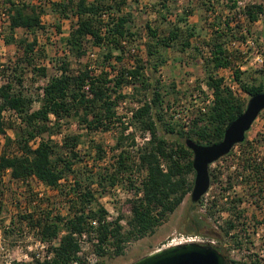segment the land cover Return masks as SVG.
Returning a JSON list of instances; mask_svg holds the SVG:
<instances>
[{
	"label": "trees",
	"instance_id": "obj_1",
	"mask_svg": "<svg viewBox=\"0 0 264 264\" xmlns=\"http://www.w3.org/2000/svg\"><path fill=\"white\" fill-rule=\"evenodd\" d=\"M132 1L135 0L52 2L51 11L62 18L73 16L74 21L65 37L68 53L56 60L57 73L49 75L45 66H37L35 62L42 54L35 32L44 28L42 14L46 7L35 0H8L9 34L4 41L16 44L22 52L12 66L7 64L3 68L10 75L3 76L0 82V134L4 137L0 175L8 173L10 180L26 184L34 178L56 190V197L66 207V213L61 214L55 203L43 206L44 199L40 197L32 209L19 208V221L49 245L42 258L28 252L32 256L30 261L12 260L11 264H90L79 255V239L83 233L94 246L96 257L122 255L126 244L153 233L191 192L193 154L186 147L185 139L202 144L220 141L227 124L246 106V102L232 94L216 76V71L234 64L232 59L236 54L227 50L226 42L238 34L242 25L250 31V27L264 16V0L246 4L240 12L235 11L238 0H225L230 11L226 17H222L221 11L216 16L219 0H187L170 21L167 16L179 0H154L156 19L163 26L146 23L145 40L134 29ZM195 6L201 9L199 19H203V25L189 20ZM239 13L244 15L243 21L237 16ZM55 27L60 30L59 24ZM19 28L32 33V40L15 37ZM202 35L204 37H200ZM142 43L146 58H142L139 49L133 46ZM95 47L99 49L93 58L96 64L81 62ZM167 48L181 52L195 50L204 61L205 82L212 99L205 110L190 118L187 126L172 115L166 116L169 104L165 106L160 80L154 75L165 62L163 50ZM205 49L207 54L203 53ZM125 54H128V64L123 62ZM71 58L79 63L76 68H72ZM30 71L35 79L46 78V82L37 87L36 95L24 88L25 76ZM258 71L264 74V64ZM241 74L236 71L237 78ZM263 85V80L258 83L241 80L242 91L249 97L260 92ZM35 101H38L37 107L33 106ZM125 101L135 103V106H128V121L118 113V107ZM8 111L9 117H6ZM72 122H76L81 131H68ZM117 126H120L118 131ZM130 127L140 129L141 136ZM8 129L12 130V136ZM111 130L118 133L112 158L98 165L107 151L102 143L90 137ZM146 132L149 138L138 144L136 137L143 138ZM166 134L173 136L168 138ZM56 136L59 141L54 139ZM83 142L89 145L87 151L81 153L79 147ZM236 146L243 152V173L246 171L248 179L261 183L264 168L251 156L252 142L245 135L230 152ZM87 155L92 158L90 164L85 160ZM161 162L165 163L166 170ZM209 173L212 184L217 178L210 167ZM117 184L126 185L134 195L128 200V214L120 210L113 219L107 220V211L98 198ZM226 185L227 190L234 184L228 180ZM261 191L258 187V194ZM199 202L203 205L202 198ZM241 202L240 197L234 196L228 208L222 205L214 209L216 203L213 202L208 210L201 208V213L189 219L193 229L187 232H200L202 218L213 215L214 211L230 210L233 217L220 229L224 237L234 230L231 238L239 247L242 240L238 234L245 229V220L242 219L243 210L235 209ZM196 206L197 203H191L192 208ZM4 208L0 197V230L6 234L12 230L13 221L3 225ZM92 220L97 224L93 225ZM56 238L58 241L52 243ZM214 247L223 253L222 242ZM245 257L244 262L230 259V264H259V254Z\"/></svg>",
	"mask_w": 264,
	"mask_h": 264
},
{
	"label": "rangeland",
	"instance_id": "obj_2",
	"mask_svg": "<svg viewBox=\"0 0 264 264\" xmlns=\"http://www.w3.org/2000/svg\"><path fill=\"white\" fill-rule=\"evenodd\" d=\"M35 1L41 2L46 7V11L42 14V24L44 28L35 32L37 47L41 49L42 53L41 56L38 55L36 57L35 62L37 66H45L49 75H53L57 73L56 60L68 53L65 46V37L72 28L74 17L62 18L57 13L50 10V4L59 0ZM153 2L154 0H135L130 2L134 14V29L141 33V38L143 40L147 39L146 23L152 26H163L161 21L156 19L157 13L153 9ZM186 2L187 0H179L177 3L178 5H175L173 10L168 14V21L174 19L175 13L180 12ZM9 6L8 0H0V82H3V76L10 75V72L7 70L3 71V68H5L7 64L9 67L12 66L16 59L21 57L22 52V49L16 44H8L4 41L5 36L9 34L8 20L5 13ZM216 7V13H218L216 16L220 14V11L223 12L221 13L222 17H226L227 14L230 13L225 6V0H219ZM200 11L201 9L195 6L189 16V20L203 25V19H199ZM212 15V13L208 14L209 17H212ZM56 24L60 25L59 31L55 27ZM249 32L253 36L256 46L264 52V16L250 27ZM14 34L17 38L24 37L28 40H32L33 38L32 33L20 28L17 29ZM200 37L204 36L202 35ZM232 37L227 40L226 46ZM133 46L139 49V54L142 58L147 57L146 48L143 43L138 46ZM98 50L99 49L96 47L90 49L88 54L81 59V62L88 61L94 64V57H91L90 54H97ZM163 53L165 62L158 68V71L155 72L154 75L160 80L161 93L165 100V106L174 104L183 116L187 115L193 118L195 115L199 114L202 107L206 109L204 101L207 91L209 92L205 82L202 55L195 50L181 52L172 48L163 50ZM70 60L72 61V68H76L79 64L77 60L74 58ZM128 61V54H125L124 64H128ZM113 62H115L114 59ZM259 69L260 68L254 69L247 66L246 69L241 71V77L237 79L240 83L241 80L248 83H258L260 80L264 81V74L260 73L258 71ZM25 77L26 79L23 82L25 85L24 88L27 89V92L33 93L34 95H36L37 87L42 85L46 80V78L38 77L35 79L36 77H34L32 71L27 72ZM203 86L206 87V92L205 90L203 91ZM129 89L130 87H128V91ZM197 91H202L199 97L195 96ZM237 97L247 102L249 95L242 92L238 94ZM33 106L37 107L38 101H35ZM128 106H135V103L126 101L125 103H121L118 107V113L125 116V121H128ZM166 116L170 117L171 114L167 111ZM6 117H9V115L6 114ZM117 127L118 131L120 126ZM132 129L136 130V134H141L140 129L133 127ZM68 131L79 132L81 129H79L76 122H72ZM7 132L11 136L13 135L12 130L8 129ZM160 132H162L161 128ZM117 134L116 130H111L97 132L91 135L90 138L94 139L96 142L102 143L107 151L104 158L97 162L98 165H103L104 162H109L112 158V147ZM245 135L247 136V140L252 142L253 152H251V156L258 162H261L264 168L263 110L254 120ZM166 136L172 138L173 135L166 134ZM54 139L59 141L58 136L54 137ZM83 140L85 141L87 139L83 138ZM3 143L4 137L0 134V154L3 149ZM88 145V142H83L80 145L79 148L81 153L87 151ZM239 151V147L236 146L232 152L226 154L227 156L219 158L210 165V170L216 175L217 179L212 184L210 183L208 191L201 197L203 205L201 202H198L197 206L192 208L190 193H188L178 208L169 214L165 222L158 226L153 233L126 244L122 255H105L102 258H98L95 255V259L94 256L91 255L89 260L90 264H94L95 262H99V264H128L158 248L170 245V243L173 242L172 239L180 234H203L216 238L217 242H222L223 253L226 255L229 264L230 259L244 262L245 256L251 254H260L259 264H264V174L261 177V183L248 179L246 171L243 173L242 168L244 156L241 155L243 152ZM93 155L94 153L92 152L91 156ZM91 156L87 155L85 157V160H87L89 164L92 162ZM259 157L261 158L260 161L258 160ZM228 180L232 181L234 185L231 189L226 190ZM258 187L262 190L260 194L257 192ZM251 193H254V195H251ZM221 194L224 195L223 198L220 197ZM56 195V190L44 186L34 178L29 180L26 184L10 180L8 173L0 175V197L5 204L2 215L5 217L3 225H8L10 220L13 221V224H11V231L4 234L0 230V244L3 246V249H0V264H8L12 260L30 261L32 256L28 252L42 256L43 249L35 245V234L32 233L31 228L27 227L25 223L19 221L17 214L20 212L19 208L21 207L24 208L26 206V209H32L33 204H35L34 202H37L40 197L44 199L43 202L45 205L43 206H53L52 203H55L57 210L60 211L61 214H65L66 207L65 205H61V200L57 198ZM133 195V191L129 190L126 185L117 184L111 187L104 195L99 196L98 202L104 206V208L112 210L113 216L115 217L120 210H124L126 214L129 213L128 200H130ZM234 196H238L242 199V202L239 206L237 205L235 210H238V208L243 210L242 219L245 220V229L238 234L239 238L242 240L239 247L235 245L231 238L235 232L234 230L228 233L227 237H224L220 229V226L225 224L227 219L233 217L230 210L214 211L213 215L202 218L200 232H187L189 219L192 215L201 213V208H209V204L212 202L216 203L214 209H218V207L222 205L228 208L231 206V199ZM18 202L20 205H18ZM121 223L124 224V220H121ZM58 239L59 238L53 239L52 243H56ZM93 247L94 246H92V250Z\"/></svg>",
	"mask_w": 264,
	"mask_h": 264
},
{
	"label": "water",
	"instance_id": "obj_3",
	"mask_svg": "<svg viewBox=\"0 0 264 264\" xmlns=\"http://www.w3.org/2000/svg\"><path fill=\"white\" fill-rule=\"evenodd\" d=\"M263 109L264 85L260 92L248 98L243 112L227 124L220 141L202 144L190 138L185 139L186 147L193 154L194 179L190 192L192 203H198L209 189L210 165L244 140L246 132ZM128 264H229V261L224 253L210 244L185 242L158 248Z\"/></svg>",
	"mask_w": 264,
	"mask_h": 264
},
{
	"label": "built area",
	"instance_id": "obj_4",
	"mask_svg": "<svg viewBox=\"0 0 264 264\" xmlns=\"http://www.w3.org/2000/svg\"><path fill=\"white\" fill-rule=\"evenodd\" d=\"M256 1L257 0H238L237 5L235 7V11L240 12L239 10H241L246 4L254 3ZM5 13H6V18L8 20V23H9L8 9L6 10ZM237 16H238L240 21L244 20L243 14L239 13ZM226 48L230 53L236 54L235 58L233 57L234 59H232L234 64L231 66L218 68L217 77L222 79L223 84L232 92V94L238 95V94L242 93L243 91H242L241 83L236 77V71L237 70L243 71L244 69H246L247 66H250L254 69L261 68L264 64V52L256 46L253 36L250 34L249 30L244 25H242L238 34H236L234 37H232L229 40ZM203 53L207 54L206 49ZM90 55H91V57H95L96 54L91 53ZM45 82H46V80H45ZM45 82H43V84ZM202 89H203V91L205 90V92L207 91L206 87H204V86L202 87ZM200 94H201V92L197 91L195 93V96L199 97ZM211 99H212V93L209 90V92L207 91L206 99L204 101L206 106L210 103ZM125 102H122V103H125ZM201 109L205 110L204 107H202ZM166 110L175 119H180L181 121L185 122L186 126L190 122V117L187 115L183 116L178 111L179 109L176 108V106L174 104H169V106L166 107ZM7 113H9V111L5 112V114H7ZM124 119L125 118H123V120ZM130 129H131V127H130ZM144 136L145 137H143V138H141V137L139 138V136L136 137V141L138 144H142L144 140H147L149 138V133L146 132ZM258 160L260 161L261 158L259 157ZM161 167L163 168V170H166V165L164 162H161ZM105 209L107 211V215H106L107 220L113 219L114 216H113L112 210H109L108 208H105ZM91 223L93 225L97 224V222L95 220H92ZM172 240H173V242L170 243V245L171 244H180V243H185V242H197L200 244H210L212 246L217 244L216 238L210 237L207 235H203V234H180L179 236L174 237ZM79 243H80L79 255L84 256L88 261L90 260L91 255L94 256V259H95V254L93 253V250H92V243H91V241H89L87 239V235L85 233H83L81 235V237L79 239ZM35 245H37L41 249H43V254H44L45 251L47 250L49 243L45 242V241H41L40 239H38L36 237L35 238ZM0 249H3V246H1V244H0ZM232 251H234V250H232ZM43 254H42V256H40L39 254H37V255L35 254V256L42 258ZM259 257H261L260 254H259ZM11 262L12 261H10L8 264H11Z\"/></svg>",
	"mask_w": 264,
	"mask_h": 264
},
{
	"label": "flooded vegetation",
	"instance_id": "obj_5",
	"mask_svg": "<svg viewBox=\"0 0 264 264\" xmlns=\"http://www.w3.org/2000/svg\"><path fill=\"white\" fill-rule=\"evenodd\" d=\"M191 221L188 222V229H193V227L190 225Z\"/></svg>",
	"mask_w": 264,
	"mask_h": 264
}]
</instances>
